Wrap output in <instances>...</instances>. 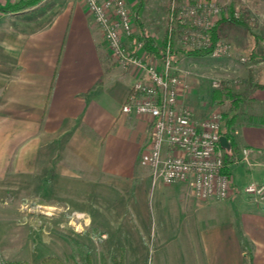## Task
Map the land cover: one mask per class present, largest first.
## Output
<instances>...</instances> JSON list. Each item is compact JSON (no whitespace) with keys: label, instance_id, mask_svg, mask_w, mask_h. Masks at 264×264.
Returning <instances> with one entry per match:
<instances>
[{"label":"crops","instance_id":"obj_1","mask_svg":"<svg viewBox=\"0 0 264 264\" xmlns=\"http://www.w3.org/2000/svg\"><path fill=\"white\" fill-rule=\"evenodd\" d=\"M10 3L0 0L2 151L29 153L34 138L65 136L69 151L101 176L117 184L152 183L150 172L147 181L143 171L146 121L120 110L133 77L113 61L83 1L39 0L23 9H3ZM246 91L248 107L236 113L231 135L237 155L242 147L251 148V164L226 167L229 195L203 200L190 192L185 198L182 182L163 183L186 201L183 232L195 237L198 250L195 257L191 248L189 264H264V210L242 189L251 181L264 183V87ZM169 197H158L156 215Z\"/></svg>","mask_w":264,"mask_h":264},{"label":"rangeland","instance_id":"obj_2","mask_svg":"<svg viewBox=\"0 0 264 264\" xmlns=\"http://www.w3.org/2000/svg\"><path fill=\"white\" fill-rule=\"evenodd\" d=\"M216 2L241 20L221 24L225 50L182 56L175 64L182 82L178 100L198 118L213 110L240 114L248 107L246 89L264 83V0ZM234 94L242 98L237 109L228 104ZM65 141V136L34 138L29 153H8L0 145V264L9 259L37 264L48 254L65 264H84L85 255L90 264H111L119 247L123 264H189L191 248L198 256L195 237L183 232L186 201L175 198L169 186L159 180L117 184L88 167ZM143 171L148 181L145 163ZM181 184L187 198L190 186ZM160 195L171 197L160 203L158 216Z\"/></svg>","mask_w":264,"mask_h":264},{"label":"built area","instance_id":"obj_3","mask_svg":"<svg viewBox=\"0 0 264 264\" xmlns=\"http://www.w3.org/2000/svg\"><path fill=\"white\" fill-rule=\"evenodd\" d=\"M82 1L99 25L116 65L133 77L120 110L142 116L146 121L149 136L144 160L152 182L188 183L197 199L226 198L232 180L230 173L224 171L219 144L222 113L213 110L198 118L180 104L178 93L182 82L168 46L161 58H146L140 41L131 45L130 37L134 35L135 27L129 0ZM219 10L216 0H195L194 4L183 6L180 17L196 16V24L203 28L217 18ZM190 36L191 44L207 43V38L198 29L190 31ZM190 36L184 34L183 37ZM224 45L217 41L212 53L225 50ZM250 151L251 148L242 147L233 162L251 164ZM242 189L261 203L264 210L263 182L251 181Z\"/></svg>","mask_w":264,"mask_h":264},{"label":"trees","instance_id":"obj_4","mask_svg":"<svg viewBox=\"0 0 264 264\" xmlns=\"http://www.w3.org/2000/svg\"><path fill=\"white\" fill-rule=\"evenodd\" d=\"M39 0H18L7 4L3 7L5 10H17L24 7H29L36 4ZM195 0H133L134 9V27L135 33L130 37L131 45L138 41L141 42L142 48L145 51V57L155 56L161 58L168 46V51L171 60L176 64L182 56H200L210 54L213 51L217 41L222 40L221 24L225 22L239 23L240 18L234 17L231 9H223L220 7L217 18L212 20L206 27H199L196 22V16L181 19L180 13L186 4H194ZM199 30L207 38V43L198 45L191 44L190 31ZM190 36L185 39L183 36ZM260 37L255 36V40ZM251 55H253L250 52ZM250 55V56H251ZM264 87L262 83H251L252 87ZM221 87L214 90V99L220 95ZM242 99L240 94H234L229 101V107L237 109L239 101ZM236 112L231 114H222V124L220 132L224 134L229 142L228 149L221 147L224 171H227V166L237 157L236 143L232 137V126L235 122ZM124 254L122 247L118 248L117 253L110 256L111 264H123ZM4 264H29L24 259H9L4 261ZM37 264H65L60 258L55 255L43 256ZM84 264H90L89 256H84Z\"/></svg>","mask_w":264,"mask_h":264},{"label":"water","instance_id":"obj_5","mask_svg":"<svg viewBox=\"0 0 264 264\" xmlns=\"http://www.w3.org/2000/svg\"><path fill=\"white\" fill-rule=\"evenodd\" d=\"M219 144L221 147H224V148H229L230 147V143L227 139V137L224 135V134H220L219 136Z\"/></svg>","mask_w":264,"mask_h":264}]
</instances>
